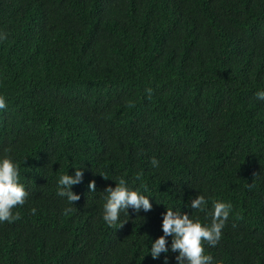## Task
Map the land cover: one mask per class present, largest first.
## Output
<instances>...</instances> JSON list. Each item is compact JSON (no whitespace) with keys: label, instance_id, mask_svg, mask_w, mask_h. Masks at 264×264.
Returning a JSON list of instances; mask_svg holds the SVG:
<instances>
[{"label":"trees","instance_id":"obj_1","mask_svg":"<svg viewBox=\"0 0 264 264\" xmlns=\"http://www.w3.org/2000/svg\"><path fill=\"white\" fill-rule=\"evenodd\" d=\"M45 42L74 47L68 71L55 63ZM1 64L0 82L9 88L5 95L12 114L19 107L13 94L18 84L39 92L46 89L56 97L61 86L56 74L80 78L79 101H62L66 107L49 112L54 116L48 126L49 133L71 131L77 159L98 150L112 152L114 159H135L128 157L136 151L134 134L128 137L119 130V121L128 109L141 111L143 94L157 103L163 93L171 96L170 103L178 106L175 117L197 112L190 99L203 102L200 99L220 94L236 102L245 127L233 132L238 118L233 122L229 107L204 110L216 129L207 128L212 145L203 148L200 139L179 135L170 147V131L163 124L158 136L146 140L158 154L136 168V189L150 196L152 209L129 207L109 226L103 220L107 187L98 179L99 172L96 191L84 201L89 206L70 205L57 195V171L68 159L63 146L48 136L32 142L28 139L33 132L25 138L0 125V156L15 158L27 188L25 203L13 209L19 218L0 222V264H164L165 255L168 264H177L172 236L167 238V254L162 252L158 259L149 254L151 243L164 235L167 207L210 224L216 200L232 208L216 246L205 243L213 264H264V218L255 222L258 237L251 245L233 250L227 246L231 223H242L254 208L264 213V100L256 97L264 90V0H0ZM36 69L39 76L28 75ZM120 70H129L142 83L128 90L112 86ZM22 76L29 81L19 80ZM57 159L62 160L49 171L48 161ZM190 159L209 163V184L233 179L240 185L214 190L205 210L192 209L182 200L183 188H176L170 170ZM104 160L105 166L113 161ZM72 191L78 195L77 189ZM57 206L65 226L53 229L56 225L43 219L42 211L49 216L50 208Z\"/></svg>","mask_w":264,"mask_h":264},{"label":"clouds","instance_id":"obj_2","mask_svg":"<svg viewBox=\"0 0 264 264\" xmlns=\"http://www.w3.org/2000/svg\"><path fill=\"white\" fill-rule=\"evenodd\" d=\"M46 45L50 47L51 57L59 68H66L73 56L74 47H62L45 42L43 46ZM0 67H3V64ZM39 70L41 71V67H39ZM120 73L121 75H116L115 84L109 85L121 88L125 85L128 90V88L142 83L129 70H120ZM28 75L39 76L40 72L36 69ZM19 80L29 81L23 76ZM56 80L61 83L60 88L55 92L57 98L47 93L46 89L39 92L22 87L24 84H18L20 88H16L13 94L19 107L14 114L10 109V97L5 95L9 88L5 82H0V125L16 130L25 138H29L33 132V136L28 139L32 142L39 136H48L59 142L56 145L63 146L68 159L61 164L57 171L59 174L57 195L66 197L70 205L76 202V206L79 205L80 207L86 203L84 201L89 197L90 192L96 191L94 180L99 172L98 179L107 187L104 190L107 195L103 204V220L109 226H114L119 221L122 211L128 213L129 207L137 211L141 208L144 211L152 209L150 196L136 189L138 183L136 168L146 166L158 154L157 147L152 148L146 140L150 139L149 135L152 137L158 136L162 132L163 124L168 126L170 131V147L173 146L179 135L194 138L196 141L200 139L202 143L199 145L203 148L212 145V142L206 138L207 128L216 129L214 124L209 122L211 117L204 113V110L221 112L224 108L229 107L232 110L233 122L238 118L233 123V132L245 127L243 120L238 116L239 107L236 102L232 98L220 94H211L200 99L203 102H197L189 98L194 107L197 108V112L182 113L179 117L174 115L178 111V106L170 103L169 98L171 96L163 93L159 96V102L157 103L153 97L143 94L141 111L135 113L132 109H128L126 110V118L119 121L121 124L119 130L123 131L128 137L132 132L134 134L133 150L136 151L128 157H136L135 159L129 161L122 160L119 157L114 159L115 156H111L113 155L112 152L105 153L100 150L89 155L81 154L77 159L72 154L76 141L71 131L57 132L54 129L52 133H49L48 126L50 117L54 116L49 112H57L60 108L66 107L62 104L63 102L73 103L79 101L82 81L75 74H70V77L56 74ZM256 97L264 100V90L257 91ZM9 110L10 112H8ZM119 115L121 116L120 113ZM185 120L189 123L180 125ZM116 135L119 139V135ZM96 146H99V142ZM104 159H113L110 162L114 163L113 166H110L111 172L107 170L110 163L105 166ZM61 160L48 161L49 171L53 170V166ZM98 160H100L98 166L93 164ZM152 163L157 165L158 162L153 159ZM177 167H180V170H177ZM170 170L176 175V188H183L180 193L182 200L195 210L203 211L206 209L214 190L222 191L227 186L240 185L237 183L239 181L233 179L226 180V184H209L211 167L209 163L199 159L179 162L173 165ZM137 178H139V175ZM73 188L77 189L78 195L72 191ZM26 189L20 181L19 163L12 155L0 156V222H10L19 218V214H14L13 209L25 203ZM231 208L229 202L216 200L212 206L211 223L207 224L202 223L197 217L190 218L187 213L181 214L179 210L174 211L171 207H167L162 223L164 235L151 243L149 254L153 259H158L162 252L167 254L169 252L167 238L172 236L171 251H178L175 258L177 264H213V257L205 252V243L208 246L215 247L219 242ZM32 211L35 212L36 210L32 209ZM49 211L50 214L47 216L43 210L42 218L49 220L50 225H56L53 229H58L61 225L65 226L64 221L66 218L58 206L51 207ZM69 211H71L70 208L65 210L66 213ZM262 218H264V213L258 208H254L242 223H231L227 246L233 250L243 244L251 245V241L258 237L255 222L257 219ZM261 235L264 237V230ZM164 264H168L167 255H165Z\"/></svg>","mask_w":264,"mask_h":264}]
</instances>
